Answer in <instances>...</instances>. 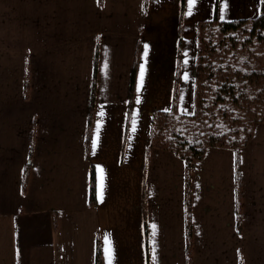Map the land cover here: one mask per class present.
Instances as JSON below:
<instances>
[{
  "label": "crops",
  "instance_id": "crops-1",
  "mask_svg": "<svg viewBox=\"0 0 264 264\" xmlns=\"http://www.w3.org/2000/svg\"><path fill=\"white\" fill-rule=\"evenodd\" d=\"M263 8L0 0V264H264V122L190 165L150 145L194 113L199 23Z\"/></svg>",
  "mask_w": 264,
  "mask_h": 264
},
{
  "label": "trees",
  "instance_id": "trees-1",
  "mask_svg": "<svg viewBox=\"0 0 264 264\" xmlns=\"http://www.w3.org/2000/svg\"><path fill=\"white\" fill-rule=\"evenodd\" d=\"M136 66L132 72V88ZM154 112L150 145L170 150L188 165L208 146L239 151L264 122V8L252 18L199 23L194 113Z\"/></svg>",
  "mask_w": 264,
  "mask_h": 264
}]
</instances>
